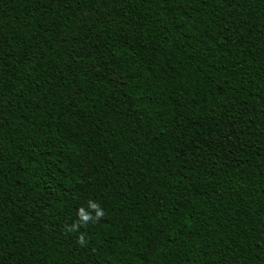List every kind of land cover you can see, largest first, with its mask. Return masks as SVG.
I'll use <instances>...</instances> for the list:
<instances>
[{"label":"trees","instance_id":"1","mask_svg":"<svg viewBox=\"0 0 264 264\" xmlns=\"http://www.w3.org/2000/svg\"><path fill=\"white\" fill-rule=\"evenodd\" d=\"M0 264H264V0H0Z\"/></svg>","mask_w":264,"mask_h":264}]
</instances>
